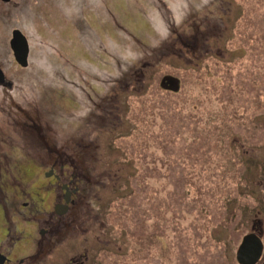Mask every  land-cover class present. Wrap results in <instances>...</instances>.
<instances>
[{
  "label": "rangeland",
  "instance_id": "374dc122",
  "mask_svg": "<svg viewBox=\"0 0 264 264\" xmlns=\"http://www.w3.org/2000/svg\"><path fill=\"white\" fill-rule=\"evenodd\" d=\"M44 7L19 22L31 56L26 70L14 68L11 95L49 142L87 137L99 146L84 170L89 206L65 233L62 257L89 250L99 264H239L257 220L264 230V0ZM167 76L177 93L162 87ZM89 93L115 99L95 112ZM5 98L0 88V144L11 136L23 151L15 172L36 173L42 185L50 155L32 130L20 133Z\"/></svg>",
  "mask_w": 264,
  "mask_h": 264
},
{
  "label": "flooded vegetation",
  "instance_id": "af4514ba",
  "mask_svg": "<svg viewBox=\"0 0 264 264\" xmlns=\"http://www.w3.org/2000/svg\"><path fill=\"white\" fill-rule=\"evenodd\" d=\"M48 1L0 0V88L7 96L6 101L10 99L15 107L11 106L10 108L12 119H21L19 121L18 119L15 120L18 121L15 126L20 130V133L26 135L32 130L39 140L40 150L50 155L49 162L46 161L48 170L43 174L44 181L41 185L40 179L33 178L36 173L28 179L20 172H15V169L20 167L14 162L13 156L15 154L17 156L23 151L20 147L13 145L14 140L11 136H6L1 140L0 264H99L100 259L97 258L94 262L95 259L89 257V250H86L83 255L78 253L68 259L62 257L63 245H65V249L70 244L64 241L65 233L74 234L76 232V228L81 224L80 211L82 208L85 211L89 206V202H87L89 196L83 194V185L91 177L87 176L84 170L89 169V165H87L88 155L91 151L93 152L94 146L96 149L99 146L95 144L93 139H86L87 137L70 140V145L49 142V138L40 128V125L35 124L32 115L20 103L13 100L11 95L16 88L15 72L26 70L31 56V40L26 32L20 28L22 25L20 26L19 22L20 20L23 21V18L28 20L31 10H45L44 6ZM17 36H23L27 41L26 66L19 64L16 59L14 41ZM17 45L19 46V44ZM185 47L187 46L185 45ZM14 68L17 69L15 72ZM88 95L94 106L91 108H94L95 112L108 111L110 102L115 99L111 93H107L102 97V101L99 99L95 101L90 93ZM104 104L107 110H104ZM0 108L3 109L1 104ZM13 110L14 113H12ZM91 114L89 119H85L87 127L92 126V122H94ZM94 114L93 112V117ZM119 117L118 115L116 118ZM105 123L99 124L104 125ZM23 137L27 138V136ZM9 149L15 150V152L11 154ZM26 149H29V146L24 148L25 151ZM78 155L80 157L83 155L82 162L79 161ZM28 164L36 167L37 170L40 168V165H35L36 161L34 159H29ZM17 177L25 182L32 183L33 193L25 192ZM21 211L24 215H20ZM255 223L257 224L255 230L263 242L264 230L262 223H258V220ZM263 259L264 248L263 254L256 264H259Z\"/></svg>",
  "mask_w": 264,
  "mask_h": 264
},
{
  "label": "water",
  "instance_id": "95a60500",
  "mask_svg": "<svg viewBox=\"0 0 264 264\" xmlns=\"http://www.w3.org/2000/svg\"><path fill=\"white\" fill-rule=\"evenodd\" d=\"M19 40V41H17ZM17 41V42H16ZM19 44V46L17 45ZM14 50L16 59L19 64L26 66L28 56V46L26 39L22 36H17L14 41ZM162 87L171 91L179 90V83L175 77L167 76L162 81ZM260 223V221H258ZM254 224V229L256 228ZM263 254V242L258 234H248L243 238V241L237 251V261L239 264H256Z\"/></svg>",
  "mask_w": 264,
  "mask_h": 264
},
{
  "label": "trees",
  "instance_id": "16d2710c",
  "mask_svg": "<svg viewBox=\"0 0 264 264\" xmlns=\"http://www.w3.org/2000/svg\"><path fill=\"white\" fill-rule=\"evenodd\" d=\"M165 90H169V89H165ZM170 91V90H169ZM172 92H175V93H177L178 91H172Z\"/></svg>",
  "mask_w": 264,
  "mask_h": 264
}]
</instances>
